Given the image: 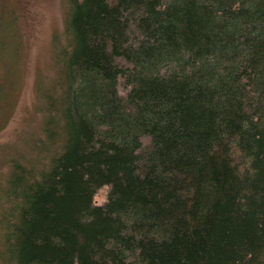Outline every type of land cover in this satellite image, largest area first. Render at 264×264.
<instances>
[{
    "label": "trees",
    "instance_id": "obj_1",
    "mask_svg": "<svg viewBox=\"0 0 264 264\" xmlns=\"http://www.w3.org/2000/svg\"><path fill=\"white\" fill-rule=\"evenodd\" d=\"M65 1L0 264H264V0Z\"/></svg>",
    "mask_w": 264,
    "mask_h": 264
},
{
    "label": "rangeland",
    "instance_id": "obj_2",
    "mask_svg": "<svg viewBox=\"0 0 264 264\" xmlns=\"http://www.w3.org/2000/svg\"><path fill=\"white\" fill-rule=\"evenodd\" d=\"M65 2L0 0V183L10 157L40 126L43 114L35 108L57 71ZM106 195V186L96 189L93 203Z\"/></svg>",
    "mask_w": 264,
    "mask_h": 264
}]
</instances>
